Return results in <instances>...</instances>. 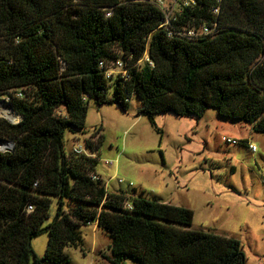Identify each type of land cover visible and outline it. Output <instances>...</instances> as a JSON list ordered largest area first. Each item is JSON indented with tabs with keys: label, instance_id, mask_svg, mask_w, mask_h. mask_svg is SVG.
Wrapping results in <instances>:
<instances>
[{
	"label": "trees",
	"instance_id": "1",
	"mask_svg": "<svg viewBox=\"0 0 264 264\" xmlns=\"http://www.w3.org/2000/svg\"><path fill=\"white\" fill-rule=\"evenodd\" d=\"M164 21L144 3L0 0V98L24 94L9 102L21 120L0 118V140L15 144L0 151V264H71L66 248H80L78 228L95 223L111 240L109 264H246L239 241L192 230L193 211L107 193L91 181L98 160L65 153L66 131H85L90 100L128 112L133 95L151 124L155 115L200 119L213 109L264 134V0H198L169 30ZM202 24L213 33L176 35ZM116 52L135 63L148 52L154 66L107 79L100 63ZM44 234L40 258L32 243Z\"/></svg>",
	"mask_w": 264,
	"mask_h": 264
},
{
	"label": "rangeland",
	"instance_id": "2",
	"mask_svg": "<svg viewBox=\"0 0 264 264\" xmlns=\"http://www.w3.org/2000/svg\"><path fill=\"white\" fill-rule=\"evenodd\" d=\"M112 96L111 90L108 98ZM140 101L133 95L125 112L119 105L98 106L90 100L85 131H66L65 153L87 149V141H94L99 146L95 168L110 193L122 190L128 196L185 207L194 212L192 230L232 237L240 242L246 264H264V134L255 133L250 124L222 119L213 109L200 119L155 115L151 124L138 113ZM9 110L0 105V118L7 119ZM16 118L13 124L19 122ZM227 139L249 141L257 151ZM106 161L115 164L109 167ZM119 178L125 180L123 185ZM56 211L53 199L46 225ZM94 228H78L84 244L66 248L71 264H109L111 240ZM48 238L44 234L33 240L40 258Z\"/></svg>",
	"mask_w": 264,
	"mask_h": 264
},
{
	"label": "built area",
	"instance_id": "3",
	"mask_svg": "<svg viewBox=\"0 0 264 264\" xmlns=\"http://www.w3.org/2000/svg\"><path fill=\"white\" fill-rule=\"evenodd\" d=\"M121 4H132V3H144L154 6L155 8L159 9L160 12L164 15L165 21L162 23L161 28H164L165 30H169V25L172 21H177L178 15H181L184 13L185 9L187 8H194L198 5V0H120ZM218 10H214V13H217ZM110 12L107 13V16H110ZM213 33V29L208 28L206 24H202L200 27H192V26H184L179 31H177L176 35L179 37H187L191 40H195L197 38L202 37L203 35H210ZM171 35V32H170ZM148 52L144 53L143 58L138 60L136 63L132 62V55L128 56V59H124L121 57V54L116 52V59L112 62H104L102 61L100 63L101 69H105V77L107 79L113 80L116 77H121L122 79L128 81L130 78L129 71L133 69L134 67H143L146 64L153 67L154 64L148 57ZM15 98H23L24 94L22 91H18L15 94L6 95L4 97L0 98V105L4 107L9 108V102L11 97ZM131 99H126L125 103H130ZM10 109V108H9ZM92 143V146L95 144L94 141H90ZM227 143L234 144L236 146L244 145L247 146L250 150H252L253 153L257 151V148L252 145L249 141H236V139H227ZM89 147V146H88ZM96 144L93 146V148H84V147H78L73 150V153L76 156H85L87 158H91L93 160L97 159L99 157L98 150L95 149ZM109 167H112L115 162L113 161H106ZM91 181L95 183H99L101 186H103L107 193H110L108 190V184L104 182V179L97 175L92 174L91 175ZM112 180V179H111ZM118 184H124L125 180L123 178L118 179ZM129 186L132 187L133 184L129 183ZM124 208L126 210H132L133 204L131 201L126 200L124 202ZM33 207L29 206L28 211H32ZM91 226V225H90Z\"/></svg>",
	"mask_w": 264,
	"mask_h": 264
},
{
	"label": "water",
	"instance_id": "4",
	"mask_svg": "<svg viewBox=\"0 0 264 264\" xmlns=\"http://www.w3.org/2000/svg\"><path fill=\"white\" fill-rule=\"evenodd\" d=\"M9 108L12 111V114L19 117V121H20L21 117L17 115L18 113L12 108L11 104H9ZM7 120H9V119H7ZM9 121H11V120H9ZM14 146H15V144L12 143L11 141L0 140V151H2V152H7V151L14 152Z\"/></svg>",
	"mask_w": 264,
	"mask_h": 264
},
{
	"label": "crops",
	"instance_id": "5",
	"mask_svg": "<svg viewBox=\"0 0 264 264\" xmlns=\"http://www.w3.org/2000/svg\"><path fill=\"white\" fill-rule=\"evenodd\" d=\"M96 174L99 175V176H101L97 171H96ZM101 177H102V176H101ZM102 178H103V177H102ZM164 203H168V202L164 201ZM93 225H94V227H95V228L93 229L94 232H95V230H101V228L98 227L97 223L92 224L91 226H93ZM91 226H90V227H91ZM83 240H84V238H83ZM110 258H111V254H110L109 259H110ZM109 261H110V260H109ZM109 261H108V263H109ZM91 264H92V263H91Z\"/></svg>",
	"mask_w": 264,
	"mask_h": 264
},
{
	"label": "bare ground",
	"instance_id": "6",
	"mask_svg": "<svg viewBox=\"0 0 264 264\" xmlns=\"http://www.w3.org/2000/svg\"><path fill=\"white\" fill-rule=\"evenodd\" d=\"M16 117L17 116H15L14 114H12V111H11V113L7 114V119L11 120L12 122L13 121H16V119H17Z\"/></svg>",
	"mask_w": 264,
	"mask_h": 264
}]
</instances>
